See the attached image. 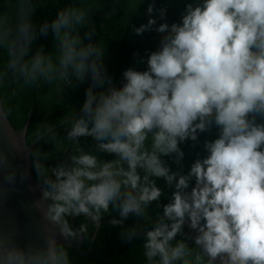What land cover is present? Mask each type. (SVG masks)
Wrapping results in <instances>:
<instances>
[{"label": "clouds", "instance_id": "clouds-1", "mask_svg": "<svg viewBox=\"0 0 264 264\" xmlns=\"http://www.w3.org/2000/svg\"><path fill=\"white\" fill-rule=\"evenodd\" d=\"M152 11L150 5L148 12ZM83 17V12L72 9L60 12L53 21L52 28L61 37V75L71 66L82 80L91 70L93 81L103 86L105 78L90 59L93 53L99 55L98 50L91 44L77 47L79 38L70 31L61 35L62 28L70 29ZM153 23L150 18L148 25ZM146 27L141 25L136 32ZM29 28L27 23L19 25L26 41L31 39ZM168 28L161 24L157 30ZM170 31L168 42L149 56L147 71L126 70V83L118 89L96 93L90 86L81 109L87 118L81 116L68 132L71 138L94 136L101 149L126 161L127 169L106 162L95 170L96 157L87 153L72 156L70 168H52L54 179L44 178L43 191L52 201L49 218L61 225L62 234L73 236L65 215L95 209L96 219L101 209L106 211L121 197L122 217L139 213L141 205L156 200L161 190L154 182L141 184L137 168L171 183L176 174L169 172L160 156L178 150L177 138L191 134L195 139L196 130L205 128V117L214 114L220 136L206 144L209 155L195 161L188 177L180 176L176 183L177 189L187 188L188 178L194 176L197 187L190 194L173 193L172 202L164 206V216L172 223H161L146 233V255L149 259L159 255L161 264L183 256L184 245L171 247L169 241L187 216L200 233L196 243L210 257L223 253L230 264H264V125L247 119L251 112L264 113V0H203L196 7L188 5L182 23L171 25ZM26 51L21 46L13 67ZM19 71L34 80L38 72H52L53 64L37 54L30 67L21 63ZM153 129L152 151H142ZM35 167L43 174L39 163ZM143 179L148 181V175ZM85 230L81 226L80 231ZM60 255L66 264V255ZM35 260L16 247L0 250V264Z\"/></svg>", "mask_w": 264, "mask_h": 264}, {"label": "trees", "instance_id": "trees-1", "mask_svg": "<svg viewBox=\"0 0 264 264\" xmlns=\"http://www.w3.org/2000/svg\"><path fill=\"white\" fill-rule=\"evenodd\" d=\"M156 3L154 4L153 0L0 1V94L5 113L17 130L24 127L30 116L28 142L55 127L31 151L34 176L44 184V189L47 188L44 178L54 179L52 168L61 165L70 168L74 166L72 156L83 153L96 157L95 170H99L106 162H113L114 168L127 169V162L121 160L118 154L101 149L99 147L101 141L94 136L71 138L68 132L81 116L87 118V114L81 109L86 98V90L90 86L96 93L109 88L118 89L126 83L124 76L126 70L147 71L149 56L159 52L173 35L170 31L171 25L181 24L187 6L196 7L201 5L203 0H156ZM150 5L153 8L151 13L148 12ZM72 9L83 12V20L74 22L70 29L62 28L61 35L64 31H70L79 38L77 47L91 44L98 50L99 55L93 53L90 59L95 60L101 75L105 78L103 86L93 81L91 70L82 80L77 77L71 66L66 69V75H61V37L57 36L52 24L60 12ZM150 18L154 19L155 23L148 25ZM21 23L30 25V41H26L25 35L19 31ZM161 24H167L169 28L160 32L157 29ZM141 25L147 27L137 33L136 29ZM21 46L26 47V54L13 67L12 62L19 57ZM37 54L45 57L46 63L51 61L53 71L47 74L38 72L34 80L26 79L19 71L20 64L27 63L30 67ZM247 119L252 124L264 125V113L251 112ZM204 122V130L197 129L195 139L191 138V134L183 140L177 138L178 150L160 156L169 172L176 174L171 183L165 177L152 176L144 169L137 168L141 184L154 182L161 190L156 200L146 205L142 204L139 213L130 212L126 217L120 214L119 206L123 197L110 202L108 209L106 211L101 209L98 214V218L103 221L101 226L91 215L80 214L76 217V223L79 228L84 226L86 229L83 231L85 240L82 250L86 251L93 246L98 253L84 257L78 251L59 243L58 264H64L61 253L66 255V264H161L159 255L151 259L146 255V233L161 223L169 225L172 223L164 216V206L172 202L173 193L176 191H180L182 195L189 194L196 182L192 176L188 178L187 188H176L179 177H188L192 164L209 155L206 144L221 134V126L216 124L214 114L205 117ZM193 123H199V120ZM155 131L156 129H153V132L148 133L142 151H152ZM37 163L44 169L43 174L36 169ZM145 175H148V181H144ZM86 183L91 184L94 181ZM121 190L122 192L126 190L123 185ZM132 191L136 194L135 190ZM49 203H52L50 198ZM91 213L95 215V209H92ZM71 217L72 215H65L63 218L74 230ZM113 220L119 222L114 224ZM127 240L129 242L115 257L111 260L105 259L112 257ZM178 243L184 245V255L174 260L172 264H210L190 238L185 220L180 231L169 241L171 247Z\"/></svg>", "mask_w": 264, "mask_h": 264}, {"label": "water", "instance_id": "water-1", "mask_svg": "<svg viewBox=\"0 0 264 264\" xmlns=\"http://www.w3.org/2000/svg\"><path fill=\"white\" fill-rule=\"evenodd\" d=\"M153 2L155 4L156 0ZM29 123L30 116L22 129L17 130L13 127L5 113L0 94V250L10 247L23 250L29 257L36 258L30 264H58L59 243L78 251L84 257L98 253L93 246L86 251L82 250L85 238L76 223V217L80 214L93 217L92 213L72 215L75 233L73 236L62 234L61 225L49 218V198L43 196L44 184L34 176L31 151L55 127L28 142ZM193 187H197L196 182ZM95 220L99 226L103 223L99 218ZM185 224L196 248L211 264H230L227 254L222 253L212 258L204 251L202 245L196 243V237L200 233L198 228L191 227L190 218L187 216ZM97 232L98 230L96 235ZM128 242L129 240L125 241L112 257L105 259L111 260Z\"/></svg>", "mask_w": 264, "mask_h": 264}, {"label": "rangeland", "instance_id": "rangeland-1", "mask_svg": "<svg viewBox=\"0 0 264 264\" xmlns=\"http://www.w3.org/2000/svg\"><path fill=\"white\" fill-rule=\"evenodd\" d=\"M81 26H83V22H81Z\"/></svg>", "mask_w": 264, "mask_h": 264}]
</instances>
